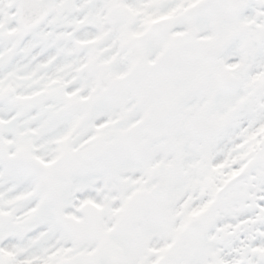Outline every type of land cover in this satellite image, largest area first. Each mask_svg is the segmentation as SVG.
<instances>
[{"label":"snow or ice","instance_id":"1","mask_svg":"<svg viewBox=\"0 0 264 264\" xmlns=\"http://www.w3.org/2000/svg\"><path fill=\"white\" fill-rule=\"evenodd\" d=\"M0 264H264V0H0Z\"/></svg>","mask_w":264,"mask_h":264}]
</instances>
